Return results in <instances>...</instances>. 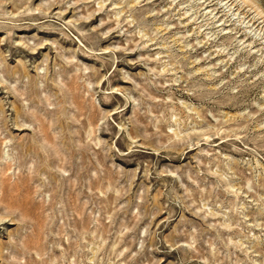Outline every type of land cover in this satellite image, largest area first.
Masks as SVG:
<instances>
[{
  "label": "rangeland",
  "instance_id": "1",
  "mask_svg": "<svg viewBox=\"0 0 264 264\" xmlns=\"http://www.w3.org/2000/svg\"><path fill=\"white\" fill-rule=\"evenodd\" d=\"M263 16L0 0V264H264Z\"/></svg>",
  "mask_w": 264,
  "mask_h": 264
},
{
  "label": "bare ground",
  "instance_id": "2",
  "mask_svg": "<svg viewBox=\"0 0 264 264\" xmlns=\"http://www.w3.org/2000/svg\"><path fill=\"white\" fill-rule=\"evenodd\" d=\"M257 9V8H256ZM260 12H258V14H259ZM264 17V16H263ZM221 27V26H220ZM248 29V28H247ZM224 30V29H223ZM251 32V31H250ZM256 34H258V33H256ZM2 220H0V222H1Z\"/></svg>",
  "mask_w": 264,
  "mask_h": 264
}]
</instances>
